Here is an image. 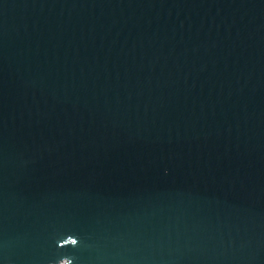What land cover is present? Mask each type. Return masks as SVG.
<instances>
[{
    "label": "water",
    "instance_id": "1",
    "mask_svg": "<svg viewBox=\"0 0 264 264\" xmlns=\"http://www.w3.org/2000/svg\"><path fill=\"white\" fill-rule=\"evenodd\" d=\"M0 264H264V0H0Z\"/></svg>",
    "mask_w": 264,
    "mask_h": 264
}]
</instances>
